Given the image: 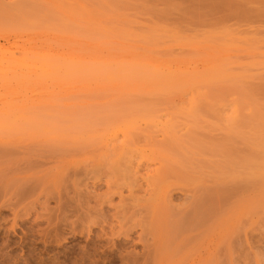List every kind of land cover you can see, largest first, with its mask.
Instances as JSON below:
<instances>
[{
  "label": "rangeland",
  "instance_id": "obj_1",
  "mask_svg": "<svg viewBox=\"0 0 264 264\" xmlns=\"http://www.w3.org/2000/svg\"><path fill=\"white\" fill-rule=\"evenodd\" d=\"M200 1L0 0V264H264V0Z\"/></svg>",
  "mask_w": 264,
  "mask_h": 264
},
{
  "label": "bare ground",
  "instance_id": "obj_2",
  "mask_svg": "<svg viewBox=\"0 0 264 264\" xmlns=\"http://www.w3.org/2000/svg\"><path fill=\"white\" fill-rule=\"evenodd\" d=\"M197 1H199V0H197ZM204 1H206V2H205V3H204L203 1H202V2H203L204 4H207L206 6L209 7L208 4H209V3L211 4V2H209L210 0L208 1L209 3H207V0H204ZM213 1H214V0H213ZM215 1H216V0H215ZM215 1H214V2H215ZM219 1H220V0H219ZM256 1H258V0H256ZM260 1H261V0H260ZM200 2H201V1H200ZM202 2H201V4H202ZM214 2H213V3H214ZM224 2H226V1L224 0ZM224 2H223V5H224ZM227 2H228V0H227ZM229 2H230V1H229ZM262 2H263V1H262ZM196 3H199V2H196ZM217 3H218V2H217ZM230 3H231V2H230ZM247 3H248V1H247ZM227 4H228V3H227ZM192 5H194V4H192ZM196 5H197V4H196ZM198 5H200V4H198ZM221 5H222V4H221ZM194 6H195V5H194ZM204 6H205V5H204ZM254 6H255V5H253V7H254ZM261 6H262V5H261ZM196 7H197V6H196ZM196 7H194V8H196ZM201 7H202V6H201ZM251 7H252V6H251ZM257 7H258V6H257V4H256V8H257ZM199 8H200V7H199ZM199 8H198V9H199ZM204 8H206V7H204ZM211 8H212V7H210L209 9H211ZM243 8H244V7H243ZM213 9H214V8H213ZM240 9H241V8H240ZM240 9H239V10H240ZM251 9H252V8H251ZM254 9H255V8H254ZM263 9H264V8H263ZM263 9H262V10H263ZM193 10H194V9H193ZM206 10H207V9H206ZM239 10H238V11H239ZM252 10H253V9H252ZM255 10H256V9H255ZM190 11L192 12V9H190ZM209 11H211V10H209ZM243 11H244V10H243ZM193 12H194V11H193ZM207 12H208V11H207ZM213 12H214V11H213ZM241 12H242V11H241ZM257 12H258V11H257ZM263 12H264V11H263ZM208 13H209V12H208ZM236 13H237V11H236ZM238 13H239V12H238ZM244 13H245V12H244ZM258 13H259V12H258ZM259 14H261V13H259ZM262 14H264V13H262ZM256 15H257V13H256ZM234 16H235V13H234ZM243 16H244V14H243ZM235 17H236V16H235ZM232 18H233V17H232ZM241 18H242V17H241ZM256 18H257V16H256ZM259 19H260V18H258V20H259ZM23 60H24V58H23ZM32 61H33V60H32ZM20 64H21V63H20ZM22 64H23V63H22ZM23 65H24V64H23ZM23 65H22V66H23ZM24 66H27V65H24ZM27 67H29V66H27ZM39 67H40V66H39ZM42 67H43V66H42ZM29 68H31V66H30ZM40 68H41V67H40ZM41 69H42V68H41ZM41 69H40V70H41ZM46 69H48V68H46ZM43 70H45V69L43 68ZM45 71H46V70H45ZM44 74H45V73H44ZM46 74H47V73H46ZM47 75H48V74H47ZM42 77H43V75H42ZM22 78H23V77H22ZM46 78H47V77H46ZM43 79H44V78H43ZM262 130H263V129H262ZM115 133H116V132H115ZM260 135H261V134H260ZM256 136H257V135H256ZM115 137H116V135H115ZM239 137H240V136H239ZM233 140H234V139H233ZM241 140H242V139H241ZM244 140H245V139H244ZM248 140H249V139H248ZM250 140H251V139H250ZM258 141H259V139H258ZM263 141H264V140H263ZM230 142H231V141H230ZM230 142H229V143H230ZM248 142H249V141H248ZM248 142H247V143H248ZM260 142H261V139H260ZM260 142H259V143H260ZM229 143H228V144H229ZM232 143H234V142H232ZM263 143H264V142H263ZM226 144H227V143H226ZM229 145H230V144H229ZM257 145H258V143H257ZM234 147H235V146H234ZM237 147H239V146H237ZM260 147H263V145L261 146V144H260ZM223 148H224V147H223ZM227 148H229V147H227ZM257 148H258V147H257ZM236 149H237V148H236ZM223 150H224V149H222V151H223ZM230 150H231V149H230ZM258 150H259V149H258ZM261 150H262V149H261ZM240 151H241V150H240ZM250 151H251V150H250ZM262 151H264V147H263V150H262ZM218 152H219V150H218ZM220 152H221V151H220ZM220 152H219V153H220ZM224 152H225V151H224ZM229 152H230V151H228V153H229ZM231 152H232V151H231ZM237 152H238V151H237ZM221 153H223V152H221ZM263 153H264V152H263ZM225 155H226V154H225ZM230 155H231V154H230ZM238 155H239V154H238ZM241 155H242V154H241ZM241 155H239V156L241 157ZM246 155H247V154H246ZM257 155H258V154H257ZM235 156H236V155H234L233 158H234ZM239 156H238V157H239ZM250 156H251V155H250ZM236 157H237V156H236ZM238 157H237V159H238ZM252 157H253V156H252ZM263 157H264V155H263ZM243 158H244V157H243ZM226 160H227V158H226ZM232 160H233V159H232ZM232 160H231V161H232ZM253 160H254V159H253ZM227 161H228V160H227ZM256 161H259V160H256ZM235 162H236V160H235ZM241 163H242V162H241ZM254 163H256V162H254ZM262 163H263V162H262ZM229 164H230V163H229ZM250 166H251V165H250ZM259 166H261V165H259ZM219 167H220V166H219ZM252 167H253V166H252ZM263 167H264V165H263ZM258 169H259V168H258ZM258 169H257L258 172L261 171V169H259V170H258ZM238 170H239V169H238ZM254 170H255V168H252L250 172H252V171H254ZM257 171H256V172H257ZM254 172H255V171H254ZM237 173H238V172H237ZM261 173H262V172H261ZM261 173H259V174H261ZM263 173H264V172H263ZM233 174H234V173H233ZM247 174H248V173H247ZM247 174H246V175H247ZM250 174H251V176H252V173H250ZM250 174H249L248 178L250 177ZM254 174L256 175V173H254ZM257 174H258V173H257ZM236 175H237V174H236ZM246 175H245V176H246ZM238 176H239V175H238ZM253 177H254V176H253ZM253 177H252V178H253ZM233 178H234V177H233ZM241 178H242V177H241ZM248 178H247V179H248ZM245 179H246V178H245ZM258 179H259V178H258ZM248 180H249V179H248ZM217 181H218V180H217ZM243 181H244V180H243ZM237 182H238V181H237ZM246 182H247V180H246ZM260 182H261V181H260ZM219 183H220V185L222 184V182H220V181H219ZM223 183H225V182H223ZM227 183H228V181H227ZM227 183H226V185L228 186ZM230 183H231V182H229V185H231ZM239 183H240V182H239ZM239 183H238V184H239ZM256 183H257V182H256ZM256 183H255V184H256ZM258 184H259V183H258ZM258 184H256V185H258ZM214 186H216V185H214ZM214 186H213V187H214ZM244 186H245V185H244ZM230 187H231V186H230ZM232 187H233V186H232ZM242 187H243V186H242ZM251 187H253V186H251ZM219 188H220V187H219ZM234 188H235V187H234ZM234 188H232V189H234ZM217 189H218V188H217ZM236 189H237V188H236ZM244 189H245V188H244ZM254 189H255V188H254ZM257 189H258V188H257ZM237 190H238V189H237ZM234 191H235V190H234ZM210 192H211V191H210ZM223 192H225V190H224ZM232 193H235V192H232ZM207 194H208V193H207ZM220 194H221V193H220ZM210 195H211V194H210ZM231 195H232V194H231ZM203 197H204V193H203ZM227 197H228V196H227ZM248 197H249V195H248ZM207 198H209V197H207ZM213 198H216V197H214V195H213ZM222 198H223V197H222ZM217 199H218V198H217ZM226 199H227V198H226ZM240 199H241V198H240ZM212 200H213V199H212ZM222 200H223V199H222ZM222 200H219V201H222ZM210 201H211V200H210ZM239 201H240V200H239ZM204 202H205V201H204ZM204 202H203V203H204ZM212 203H215V201H212ZM221 203H222V202H221ZM225 203H226V202H225ZM236 203H237V202H236ZM238 203H239V202H238ZM205 204H206V203H205ZM210 204H211V203H210ZM222 205H223V204H222ZM222 205H221V206H222ZM207 206H208V205H207ZM211 207H212V206H211ZM211 207H210V208H211ZM216 207H217V206H216ZM200 208H201V207H200ZM215 209H216V208H215ZM195 210H196V209H195ZM199 210H200V209H199ZM206 211H207V210H206ZM206 211H205V212H206ZM208 211H209V209H208ZM199 212H200V211H199ZM201 212H202V211H201ZM201 212H200V213H201ZM211 213H212V212H211ZM203 214H204V216H205L206 213L203 212ZM211 215H212V214H211ZM214 215H216V214H214ZM194 216H196V218H197V217H199L200 215H198V213H197V214H194ZM201 216H202V217L200 218L201 220H199V218H198V220H199L200 222L205 218V217H203V215H201ZM202 218H203V219H202ZM203 221H204V220H203ZM200 222H197V223H200ZM177 224H178V223H177ZM166 227H167V226H166ZM176 232H178V231H176Z\"/></svg>",
  "mask_w": 264,
  "mask_h": 264
}]
</instances>
